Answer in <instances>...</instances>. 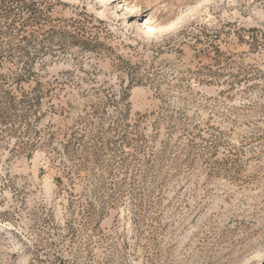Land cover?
<instances>
[{
	"label": "rangeland",
	"instance_id": "obj_1",
	"mask_svg": "<svg viewBox=\"0 0 264 264\" xmlns=\"http://www.w3.org/2000/svg\"><path fill=\"white\" fill-rule=\"evenodd\" d=\"M0 264H264V0H0Z\"/></svg>",
	"mask_w": 264,
	"mask_h": 264
}]
</instances>
